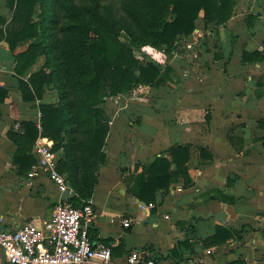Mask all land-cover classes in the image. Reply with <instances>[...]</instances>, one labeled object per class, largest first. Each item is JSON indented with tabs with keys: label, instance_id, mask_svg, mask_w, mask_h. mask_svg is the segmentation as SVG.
<instances>
[{
	"label": "crops",
	"instance_id": "0c3cea01",
	"mask_svg": "<svg viewBox=\"0 0 264 264\" xmlns=\"http://www.w3.org/2000/svg\"><path fill=\"white\" fill-rule=\"evenodd\" d=\"M247 16L254 17L250 27ZM12 17L9 0H0V32ZM193 39L197 42L192 52L162 58L166 60L161 66L173 70L174 83L146 86L145 94L135 89L104 106L110 132L107 160L89 200L96 212L91 240L110 245L114 258L121 261L139 251L158 264H264V62L242 63L244 52L264 53V0H239L224 27L200 26ZM31 43L19 42L12 51L6 40L0 41V228L4 230L30 221L41 227L63 201V193L47 173L34 170V146L42 134L33 142V129L24 127L33 124L41 133L40 105L58 102L52 89L41 100L23 98L20 79L27 82L45 63L40 57L26 75L16 73V56ZM178 145L191 147L187 166L193 185L184 188L181 179L169 190L157 192L155 204L142 202L130 192V178L157 158L172 162L171 150ZM202 150L211 157H202ZM175 169L172 163L171 170ZM220 213L225 214V223L209 218ZM126 219L132 220L129 228L122 224ZM220 228L230 229V238L222 233L214 244L208 243ZM5 262L0 249V264Z\"/></svg>",
	"mask_w": 264,
	"mask_h": 264
},
{
	"label": "trees",
	"instance_id": "16d2710c",
	"mask_svg": "<svg viewBox=\"0 0 264 264\" xmlns=\"http://www.w3.org/2000/svg\"><path fill=\"white\" fill-rule=\"evenodd\" d=\"M118 1L119 7L101 0H9L13 17L0 32V41L6 40L12 51L19 42L32 41L16 56L20 77L40 57L45 58L27 82L20 79L23 98L41 100L52 89L58 102L40 105L41 133L33 124L24 127L33 129V142L39 134L53 142L58 171L76 195L69 201L74 207L92 199L107 160V101L130 95L139 86L162 88L174 83L170 67L150 59L141 61L135 49L150 47L168 56L183 53L200 26L207 30L224 27L239 0ZM247 17L250 27L254 17ZM260 62H264L263 52L243 53V64ZM190 150L189 145H178L171 150L172 162L160 157L144 165L140 174L130 178V192L150 205L155 204L157 192L169 190L181 179L184 188L191 187ZM206 152L202 150V157H211ZM172 163L175 170H171ZM196 229V224L190 226L192 233ZM222 233L231 236L230 229L220 228L208 243L214 244Z\"/></svg>",
	"mask_w": 264,
	"mask_h": 264
},
{
	"label": "built area",
	"instance_id": "2783aa9c",
	"mask_svg": "<svg viewBox=\"0 0 264 264\" xmlns=\"http://www.w3.org/2000/svg\"><path fill=\"white\" fill-rule=\"evenodd\" d=\"M196 42L195 39L187 42V50L191 51ZM137 89L138 94H145L147 88ZM34 155L35 171L44 170L61 193L68 189L73 192L58 171L57 155L45 138L38 139ZM95 218L91 202L74 207L60 201L52 219L41 227L30 221L14 230L0 228V249L4 251L5 264H158L154 257L148 259L139 251L129 253L124 261L115 259L110 245L91 240L90 229ZM122 224L129 228L132 220H123Z\"/></svg>",
	"mask_w": 264,
	"mask_h": 264
},
{
	"label": "rangeland",
	"instance_id": "374dc122",
	"mask_svg": "<svg viewBox=\"0 0 264 264\" xmlns=\"http://www.w3.org/2000/svg\"><path fill=\"white\" fill-rule=\"evenodd\" d=\"M102 3L104 4H113L116 7H119V1L118 0H101ZM124 41H127V38L125 36H122ZM135 56L140 59L141 61H148V59L154 60L152 57H156L159 65H163L166 58L162 59L163 57H167L168 55L164 54L162 51H157L156 49L153 48H143L142 50L140 49H135L134 51Z\"/></svg>",
	"mask_w": 264,
	"mask_h": 264
},
{
	"label": "water",
	"instance_id": "95a60500",
	"mask_svg": "<svg viewBox=\"0 0 264 264\" xmlns=\"http://www.w3.org/2000/svg\"><path fill=\"white\" fill-rule=\"evenodd\" d=\"M74 197H75V194H74L73 192H71V191L68 189V190H66V191L63 193L62 200L68 202L70 199H72V198H74ZM212 217L217 218L221 223H225L226 216H225L224 213H220V214H218V215L212 214V215H210L209 218H212ZM200 218H205V217H204V216H201V217H199V219H200ZM199 219H198V220H199ZM195 224H197V222H195Z\"/></svg>",
	"mask_w": 264,
	"mask_h": 264
}]
</instances>
